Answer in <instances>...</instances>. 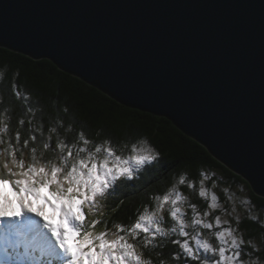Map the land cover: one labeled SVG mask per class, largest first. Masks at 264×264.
<instances>
[{"label":"snow or ice","instance_id":"obj_1","mask_svg":"<svg viewBox=\"0 0 264 264\" xmlns=\"http://www.w3.org/2000/svg\"><path fill=\"white\" fill-rule=\"evenodd\" d=\"M18 81V67L0 62L4 264H264V193L240 195L232 177L203 161L185 162L149 191L165 157L132 125L118 137L88 129L58 85L46 94ZM129 197L127 223L97 218ZM45 207L59 212L58 223Z\"/></svg>","mask_w":264,"mask_h":264},{"label":"water","instance_id":"obj_2","mask_svg":"<svg viewBox=\"0 0 264 264\" xmlns=\"http://www.w3.org/2000/svg\"><path fill=\"white\" fill-rule=\"evenodd\" d=\"M264 0H0V47L165 117L264 193Z\"/></svg>","mask_w":264,"mask_h":264},{"label":"trees","instance_id":"obj_3","mask_svg":"<svg viewBox=\"0 0 264 264\" xmlns=\"http://www.w3.org/2000/svg\"><path fill=\"white\" fill-rule=\"evenodd\" d=\"M5 59L13 67H18V82L22 85L43 91L46 94L49 92V85H52L53 93L58 85L61 98L66 97L71 104L75 105L74 111L77 118L83 120L88 129L103 126L104 134L111 133L118 137L122 129H127L129 125H132L137 134L143 135L157 146L164 154L166 167L157 176L156 183L149 191L162 188L165 177L171 179L172 172L180 171L185 166V162L199 165L203 161L217 174L222 172L224 175L232 177L233 181L237 182L236 186L241 183L245 184L248 187L249 196L253 200L261 199L254 193L247 181L225 167L206 148L183 133L167 118L124 106L95 86L71 73L62 71L48 59L35 60L27 55L0 47V62ZM176 159H179L180 163L173 164L172 168H168L167 165ZM194 171V167L190 168L191 173ZM132 199L131 197L125 199L118 208L116 207L118 202L111 201L110 206L105 207L102 215L97 218L107 220L109 227L114 221L127 223L135 209V204L131 202ZM142 199V196L137 197L136 203Z\"/></svg>","mask_w":264,"mask_h":264},{"label":"rangeland","instance_id":"obj_4","mask_svg":"<svg viewBox=\"0 0 264 264\" xmlns=\"http://www.w3.org/2000/svg\"><path fill=\"white\" fill-rule=\"evenodd\" d=\"M237 190H238V193L240 195H247L249 196V191H248V187H246L245 184L241 183L239 184L238 186H236Z\"/></svg>","mask_w":264,"mask_h":264}]
</instances>
